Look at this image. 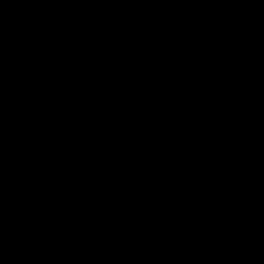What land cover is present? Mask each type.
<instances>
[{
  "label": "water",
  "instance_id": "1",
  "mask_svg": "<svg viewBox=\"0 0 264 264\" xmlns=\"http://www.w3.org/2000/svg\"><path fill=\"white\" fill-rule=\"evenodd\" d=\"M0 264H264V0H0Z\"/></svg>",
  "mask_w": 264,
  "mask_h": 264
}]
</instances>
